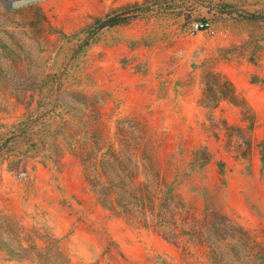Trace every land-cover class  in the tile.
I'll return each instance as SVG.
<instances>
[{"label": "rangeland", "instance_id": "1", "mask_svg": "<svg viewBox=\"0 0 264 264\" xmlns=\"http://www.w3.org/2000/svg\"><path fill=\"white\" fill-rule=\"evenodd\" d=\"M9 1L0 264H211L209 239L166 240L99 203L91 180L104 153L144 146L176 187L177 232L221 213L250 237L236 232L235 264H262L264 0ZM199 21L215 34L193 35ZM208 74L232 82L238 101L210 97Z\"/></svg>", "mask_w": 264, "mask_h": 264}, {"label": "trees", "instance_id": "2", "mask_svg": "<svg viewBox=\"0 0 264 264\" xmlns=\"http://www.w3.org/2000/svg\"><path fill=\"white\" fill-rule=\"evenodd\" d=\"M118 21H115L117 23ZM208 94L215 101H238L239 95L234 85L221 75L208 74ZM215 79V82L211 80ZM216 87L217 89H215ZM242 102L245 101L242 99ZM140 155V161H128L123 163L120 156ZM154 148H128L115 150L108 148L99 163L100 173L97 178L91 180L94 193L99 203L108 211L122 216L130 222L146 229H152L166 240L177 242L184 235L199 237L202 240L200 246L210 249L208 257L211 264H235V234L242 231L231 220L221 213H215L209 227L202 226L197 229L193 224L190 228H180L178 231L176 208H171L176 187L167 183L163 177V165L158 161ZM173 224H175L173 226ZM246 237L248 232H244ZM209 237V238H206ZM229 241V258L220 251L221 240ZM264 251V247L260 249ZM210 254V256H209ZM260 260L264 264V253L253 256L254 262ZM252 263L247 257L245 264Z\"/></svg>", "mask_w": 264, "mask_h": 264}, {"label": "built area", "instance_id": "3", "mask_svg": "<svg viewBox=\"0 0 264 264\" xmlns=\"http://www.w3.org/2000/svg\"><path fill=\"white\" fill-rule=\"evenodd\" d=\"M200 32H209L210 34H215V29L210 21L193 22L191 25V33L195 35Z\"/></svg>", "mask_w": 264, "mask_h": 264}, {"label": "bare ground", "instance_id": "4", "mask_svg": "<svg viewBox=\"0 0 264 264\" xmlns=\"http://www.w3.org/2000/svg\"><path fill=\"white\" fill-rule=\"evenodd\" d=\"M11 1V0H10ZM12 2V1H11Z\"/></svg>", "mask_w": 264, "mask_h": 264}]
</instances>
